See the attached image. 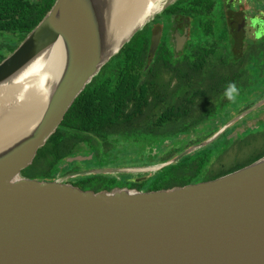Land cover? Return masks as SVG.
<instances>
[{"label":"water","instance_id":"1","mask_svg":"<svg viewBox=\"0 0 264 264\" xmlns=\"http://www.w3.org/2000/svg\"><path fill=\"white\" fill-rule=\"evenodd\" d=\"M175 1L157 0L158 9L116 43L118 0H56L0 63V88L18 82L50 56L55 69L37 111L0 137V264H264V156L210 182L157 192L97 194L59 180L21 176L86 86ZM159 36L151 37L150 54ZM183 41L176 37V51ZM263 105L264 99L169 162L74 176L144 174L168 167Z\"/></svg>","mask_w":264,"mask_h":264},{"label":"trees","instance_id":"2","mask_svg":"<svg viewBox=\"0 0 264 264\" xmlns=\"http://www.w3.org/2000/svg\"><path fill=\"white\" fill-rule=\"evenodd\" d=\"M55 1L0 0V63L40 23ZM206 1L177 0L152 20L158 21L163 14L168 17L175 7L179 11L180 6H184L179 15L186 19L200 20L199 15L204 16L200 30L206 38L196 41L191 34L186 49L175 54L163 37L162 43L150 54L154 32L149 29L152 22L147 24L86 86L59 127L38 149L32 163L21 171V176L53 181L66 174L65 169H60L61 165L76 157L85 164V170L151 168L171 161L188 147L205 143L225 127L235 113L247 109L249 106L243 109L239 101L254 94L247 86L248 82L254 83L250 74L264 78V55L240 58L226 48H215L225 47L218 41L223 32L219 31L213 38L209 18L213 8ZM164 23L169 26V22ZM256 51L264 52V47ZM230 83L238 89L235 101L224 95ZM263 97L264 94L260 98ZM227 110L231 113L226 114ZM222 113L224 116L214 124L213 119ZM236 122L209 144L160 171L87 175L63 182L97 194L123 190L157 192L210 182L264 156L227 170H207L215 156V146ZM198 126L208 127L209 132L196 135ZM216 156L219 162L220 155ZM76 168L72 171H77Z\"/></svg>","mask_w":264,"mask_h":264},{"label":"flooded vegetation","instance_id":"3","mask_svg":"<svg viewBox=\"0 0 264 264\" xmlns=\"http://www.w3.org/2000/svg\"><path fill=\"white\" fill-rule=\"evenodd\" d=\"M260 1L264 2V0H223L222 1L223 4H219V7L223 13L221 14L219 13L218 16L214 14L212 15L214 18L213 38H216V35L218 34L219 31L223 32L220 38L219 39L217 38V39L219 43L221 44V46L225 44V47H219L218 45H216L218 47H215V46L213 47L217 48L218 50H222L226 48L230 51L231 54L233 55L235 54L236 56L240 58H245L247 55H250V54L257 55V56L264 55V52L257 53L256 51L258 47L259 48L264 47V28H261V25H260L262 21L264 22V12L255 8V6H257L256 3H259ZM177 17L179 18V20L177 18H174L173 16L172 21L169 22L170 27L167 26L166 23L161 24L160 23V21L162 20L161 18L158 19V21L156 22L153 21L149 27L150 31L154 32L153 35L160 33L158 46L162 43L163 37H166L165 42H166L167 47L171 48V50L175 52V54L183 52L191 40V35L189 32V28H190L189 20L183 17V15L182 16L180 15ZM211 22L213 23L212 20L210 21V23ZM248 30L252 31L250 35L247 34ZM260 30H262V33ZM176 37L178 39L184 38L181 48L178 51H176ZM250 76H251V81L254 83L248 82L247 86L250 87V89H252L251 91L254 92V94L250 97H247L239 101V106L242 107L243 109L246 106H249V107L247 109H244V111L242 112L240 111L241 113L239 114L235 113L234 111L233 114L235 113L234 114L235 116L232 120H230L227 123V125L231 123L233 120L237 119L239 116H241L251 107L258 104L264 99V97L260 98L264 94V78L260 76V79H259L253 73L250 74ZM255 99L256 101L254 103H250V102H253ZM261 109L262 111H264V105L257 108L253 112H249L248 114L242 116L234 125H232L227 130V132L224 134V137L221 138V141L219 142V146L224 147V148H229L228 147L230 146L229 145L230 143H228L229 141L232 142L235 139L234 142L237 143V139H236L237 134L246 133V132L255 133L258 130L259 126L264 124V119L263 118L261 119L259 115L260 112L262 111H260L257 115H255ZM239 110H242V109H239ZM227 113L230 114L231 111L227 110L226 114ZM219 115L213 119L214 124H217L221 120V118L224 116V113L219 114ZM196 129L197 131L199 130L198 132L196 131V135L198 136L206 135L209 132V128L204 127V126L203 127L198 126ZM261 133H264V132L263 131L259 132L258 134L255 135V137L261 138L262 140H255V138L254 139L252 138L249 141L242 140L244 142H240V144H244L243 148H246L247 146H249L251 142H253V146L256 143H260V146H259L260 151L250 156L246 161L253 159V158H257L258 156H261L262 154H264V142H262L264 141V134H261ZM235 146H237V144H235ZM235 146H233V148ZM188 148L191 149L193 147H188ZM188 148L186 150H188ZM243 148L242 147L234 148L235 154H234V157L232 158L231 166L230 165L226 166L225 163L223 164L221 162V160L219 162H216L217 156L215 155L214 158H212V160L209 162L207 166V170H210V169L227 170L231 167H234L236 165L246 162V161H239V159H237L238 154L240 155V153H242L245 150ZM76 158H72L68 161H65L61 165L60 169H65L66 174L60 177H64V176L68 177V181H70L71 179L80 177V176H74L75 173H83V172L88 171L84 169L82 161L77 160ZM73 167L74 168L77 167L76 168L77 171H72ZM216 167L217 169H215ZM141 168L143 169V168H150V167H141ZM126 169L134 170L138 168H126ZM126 169L117 168V169H105V170L122 171ZM160 170L161 169H157L155 171H160ZM120 174L121 173H119V175ZM126 174H133V173H126ZM60 177H58L55 180H58ZM199 183H202V182H199Z\"/></svg>","mask_w":264,"mask_h":264},{"label":"bare ground","instance_id":"4","mask_svg":"<svg viewBox=\"0 0 264 264\" xmlns=\"http://www.w3.org/2000/svg\"><path fill=\"white\" fill-rule=\"evenodd\" d=\"M156 1L118 0L116 43L125 40L155 10ZM53 63L54 56L40 60L18 82L0 88V137L19 128L37 111L46 82L55 72Z\"/></svg>","mask_w":264,"mask_h":264},{"label":"rangeland","instance_id":"5","mask_svg":"<svg viewBox=\"0 0 264 264\" xmlns=\"http://www.w3.org/2000/svg\"><path fill=\"white\" fill-rule=\"evenodd\" d=\"M223 0H207L206 1V4H208V2L210 3V5L212 6V8H213V11H212V14H214V15H216V16H218V14L220 13H223L222 12V10L220 9V7H219V4H223V2H222ZM204 5H205V3H204ZM256 5L257 6H255V8H257V9H259V10H261V11H263L264 12V2H262V1H260L259 3H256ZM184 6H180V8H179V11L183 8ZM177 9H176V7L169 13V15H168V17H167V15L166 14H163L162 15V20L160 21V23L161 24H164V21L165 22H171L172 21V19H173V16H174V18H177L178 20H179V18L177 17V16H180V15H182V14H180L179 15V11H176ZM173 12V13H172ZM174 12H177V13H174ZM203 15H199V18H200V20H191V19H189V17L187 18V20H189V22H190V28H189V32H190V35L191 34H193L192 35V38H193V40H196V41H202L204 38H206L205 37V35H204V33L202 32V30H200V26H201V23L202 22H204L203 21ZM167 18H168V20H167ZM209 18H211L210 20H212L213 21V23L212 24H214V18H213V15H211L210 14V16H209ZM152 22V21H151ZM150 22V23H151ZM194 22L196 23V25H194ZM263 22V21H262ZM261 22V28H264V22L262 23ZM209 23V22H208ZM210 24V23H209ZM217 24V23H216ZM195 26V27H194ZM170 27V26H169ZM261 31V33H262V30H260ZM251 30H248V32H247V34L248 35H250L251 34ZM209 38H211L210 36H209ZM210 43V42H209ZM260 111H262V109L261 110H259L255 115H257ZM260 117H261V119L263 118L264 119V111H262V112H260ZM261 127V128H260ZM264 132V124L263 125H260L259 126V128H258V130L255 132V133H253V132H246V133H241V134H237L236 135V139H237V143H235L234 141H235V139L232 141V142H228V143H230L229 145L230 146H228L229 148H224V147H221V146H219V143H218V145L217 146H215L216 148V151H213V153H214V155H220L219 157H220V160H221V162L224 164L225 163V165L226 166H231V164H232V158L234 157V148L235 147H242L243 148V146H244V144H240V142H244V141H242V140H245V141H249L250 139H254L255 138V140H262L261 138H258V137H255V135L256 134H258L259 132ZM261 134H264V133H261ZM257 138V139H256ZM241 140V141H240ZM262 142H264V141H262ZM235 144H237V146H235ZM233 146H235L234 148H233ZM260 143H256L254 146H253V142H251L250 144H249V146H247L246 148H243V149H245L242 153H240V155L238 154V158L237 159H239V161H246L250 156H252V155H254L255 153H257V152H259L260 151ZM222 157V158H221ZM83 166H85V164H83ZM87 167V166H86ZM215 169H217V167L215 168ZM140 174V173H139ZM138 176V175H137ZM137 176H134V178H136ZM59 181H65V182H68V177H60L59 179H58Z\"/></svg>","mask_w":264,"mask_h":264},{"label":"clouds","instance_id":"6","mask_svg":"<svg viewBox=\"0 0 264 264\" xmlns=\"http://www.w3.org/2000/svg\"><path fill=\"white\" fill-rule=\"evenodd\" d=\"M238 94L237 86L234 83H230L225 90V97L230 101H235L236 95Z\"/></svg>","mask_w":264,"mask_h":264}]
</instances>
